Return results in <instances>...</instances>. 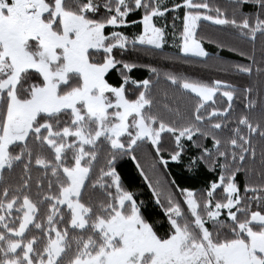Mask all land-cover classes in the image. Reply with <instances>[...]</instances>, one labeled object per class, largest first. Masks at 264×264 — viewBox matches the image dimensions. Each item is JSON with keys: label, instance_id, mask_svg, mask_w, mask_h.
<instances>
[{"label": "snow or ice", "instance_id": "obj_1", "mask_svg": "<svg viewBox=\"0 0 264 264\" xmlns=\"http://www.w3.org/2000/svg\"><path fill=\"white\" fill-rule=\"evenodd\" d=\"M0 264H264V0H0Z\"/></svg>", "mask_w": 264, "mask_h": 264}, {"label": "trees", "instance_id": "obj_2", "mask_svg": "<svg viewBox=\"0 0 264 264\" xmlns=\"http://www.w3.org/2000/svg\"><path fill=\"white\" fill-rule=\"evenodd\" d=\"M209 50L211 51L212 49L209 47ZM224 55L226 59H230V60L238 59L237 57H235L234 55L230 53H225ZM122 164H123V170H124L125 176L127 177V182L135 186H138L141 192L140 198L147 200L149 202L147 210L150 212L156 211L157 209H155L152 206V200L150 199L151 192L147 188V185L142 183L143 178L139 176L138 171L135 169L134 163L131 161H125V162H122ZM170 170L174 174L172 178L182 177V173L180 169L170 165Z\"/></svg>", "mask_w": 264, "mask_h": 264}]
</instances>
